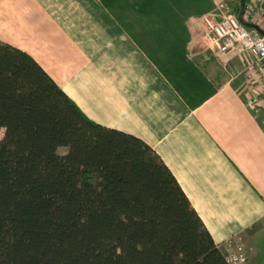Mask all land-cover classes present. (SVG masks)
<instances>
[{
    "label": "crops",
    "instance_id": "crops-1",
    "mask_svg": "<svg viewBox=\"0 0 264 264\" xmlns=\"http://www.w3.org/2000/svg\"><path fill=\"white\" fill-rule=\"evenodd\" d=\"M242 1L0 0V42L28 53L90 120L155 150L215 244L237 238L245 264H258L264 105L248 106V56L196 47L204 17L238 16Z\"/></svg>",
    "mask_w": 264,
    "mask_h": 264
},
{
    "label": "trees",
    "instance_id": "trees-1",
    "mask_svg": "<svg viewBox=\"0 0 264 264\" xmlns=\"http://www.w3.org/2000/svg\"><path fill=\"white\" fill-rule=\"evenodd\" d=\"M0 129V264H227L155 150L3 42Z\"/></svg>",
    "mask_w": 264,
    "mask_h": 264
},
{
    "label": "built area",
    "instance_id": "built-area-1",
    "mask_svg": "<svg viewBox=\"0 0 264 264\" xmlns=\"http://www.w3.org/2000/svg\"><path fill=\"white\" fill-rule=\"evenodd\" d=\"M225 6V3L220 4L221 9ZM203 26L199 33L207 39L211 50L216 54H237L244 59L249 56L256 92L248 101V106L256 109L264 105V0L246 2L238 16L224 11L219 22L204 17ZM219 247L227 264L247 262L237 238H230Z\"/></svg>",
    "mask_w": 264,
    "mask_h": 264
},
{
    "label": "rangeland",
    "instance_id": "rangeland-1",
    "mask_svg": "<svg viewBox=\"0 0 264 264\" xmlns=\"http://www.w3.org/2000/svg\"><path fill=\"white\" fill-rule=\"evenodd\" d=\"M204 35H205V31H204ZM202 36H203L202 34L200 33L198 34L199 44L196 45V47L198 48V54H203L206 52H210V54H214L211 50L209 43L207 42V39H205L204 36L203 37ZM212 69H213L212 73L216 75L218 73L217 66L212 67ZM3 137H4V130L0 129V141L3 139ZM58 152L60 155H65L67 152V148H60ZM257 251L261 255L264 254V238L259 241ZM258 264H264V257L260 260V262H258Z\"/></svg>",
    "mask_w": 264,
    "mask_h": 264
}]
</instances>
